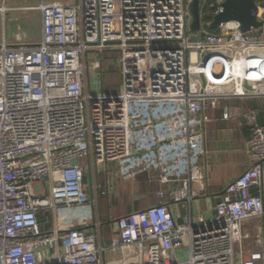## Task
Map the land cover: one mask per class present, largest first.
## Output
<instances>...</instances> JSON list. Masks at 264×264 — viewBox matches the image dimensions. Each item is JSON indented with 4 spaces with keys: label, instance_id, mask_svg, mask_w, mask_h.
I'll return each mask as SVG.
<instances>
[{
    "label": "built area",
    "instance_id": "2783aa9c",
    "mask_svg": "<svg viewBox=\"0 0 264 264\" xmlns=\"http://www.w3.org/2000/svg\"><path fill=\"white\" fill-rule=\"evenodd\" d=\"M199 1L197 31L192 0H54L38 6L37 43L0 38V264H104L117 250L121 264H264V123L243 106L264 101V0L246 32L238 20L212 31L227 0ZM91 51L102 75L92 92ZM109 51L122 81L106 90ZM234 99L223 118L249 130L250 164L214 214L201 204L206 109ZM141 177L158 184L157 202L118 216L103 245L83 229L98 198Z\"/></svg>",
    "mask_w": 264,
    "mask_h": 264
},
{
    "label": "crops",
    "instance_id": "0c3cea01",
    "mask_svg": "<svg viewBox=\"0 0 264 264\" xmlns=\"http://www.w3.org/2000/svg\"><path fill=\"white\" fill-rule=\"evenodd\" d=\"M45 1L52 2L54 0H0V38L4 37L12 46L19 45V43H37L43 28L42 13L38 6ZM9 24H11L10 29H8ZM88 87L90 88V83ZM239 105L240 102L234 99L217 104L210 103L206 109L208 116L205 125L207 154L202 161L207 167L208 196L203 198L207 202V207H203V199L201 204L204 209L210 208L211 213L214 212L218 196L223 192L225 186L250 164L247 142L249 130L239 127L232 120L223 118L227 107L232 108ZM243 106L247 109H258L259 119L264 123V101H247ZM89 173L94 180L92 166L89 168ZM93 180L90 182L91 184H93ZM157 186V183L145 181V177L135 181L120 182L117 191L109 199L99 197L104 199L107 204V210L102 218L99 215V210L95 209L93 217H89L88 225L83 226V229L96 230L100 235L101 243L109 245L115 237V222L118 216L156 203L157 198H155L154 192ZM95 195L96 192L92 191L91 197ZM124 197L130 200L127 204L124 203ZM112 201L114 206L116 204L113 216H111L110 207ZM102 258L104 264H114L117 260H121L122 252L120 250L105 251Z\"/></svg>",
    "mask_w": 264,
    "mask_h": 264
},
{
    "label": "rangeland",
    "instance_id": "374dc122",
    "mask_svg": "<svg viewBox=\"0 0 264 264\" xmlns=\"http://www.w3.org/2000/svg\"><path fill=\"white\" fill-rule=\"evenodd\" d=\"M33 21V20H32ZM11 24L8 25V29H10ZM86 66H87V75H89V83H90V91H98L101 89V70L99 69L100 65V55L99 53H96V51H91L86 56ZM103 69L102 73L104 75V82L106 86V90L110 89H117L118 86L121 84L122 81V74L120 73V60H121V54L120 52H113L109 51L103 54ZM234 170V168H233ZM93 178L92 176L89 177V182H92ZM158 188V186H157ZM156 188V189H157ZM127 196V195H125ZM128 197V196H127ZM127 197H124L125 202L128 203ZM129 198V197H128ZM100 200V207H99V215L102 218L104 213L107 210V204L104 202V199L99 198ZM116 206V204H115ZM113 201L111 202V216L114 215L115 209ZM203 207H207V202L205 199H203ZM195 210L199 209V206L196 204L194 206ZM52 217V214H50ZM184 258L187 257V249L183 252ZM108 264V263H106ZM114 264H121L119 260L114 262Z\"/></svg>",
    "mask_w": 264,
    "mask_h": 264
},
{
    "label": "water",
    "instance_id": "95a60500",
    "mask_svg": "<svg viewBox=\"0 0 264 264\" xmlns=\"http://www.w3.org/2000/svg\"><path fill=\"white\" fill-rule=\"evenodd\" d=\"M190 11L192 15L191 29L197 31L201 27L200 1L192 0ZM257 2L256 0H227L224 4L223 11L214 16V21L211 23V30L217 29L221 24L238 20L241 23L243 31H249L251 27H259L262 23L256 17ZM194 40L200 39L199 35L192 36ZM221 197L217 199V203ZM216 213L215 211L213 212Z\"/></svg>",
    "mask_w": 264,
    "mask_h": 264
},
{
    "label": "bare ground",
    "instance_id": "6f19581e",
    "mask_svg": "<svg viewBox=\"0 0 264 264\" xmlns=\"http://www.w3.org/2000/svg\"><path fill=\"white\" fill-rule=\"evenodd\" d=\"M73 215H74V218H77V217H80L81 215H83V213L77 211V212H74Z\"/></svg>",
    "mask_w": 264,
    "mask_h": 264
},
{
    "label": "trees",
    "instance_id": "16d2710c",
    "mask_svg": "<svg viewBox=\"0 0 264 264\" xmlns=\"http://www.w3.org/2000/svg\"><path fill=\"white\" fill-rule=\"evenodd\" d=\"M212 31H214V30H212ZM42 219H44V217H42ZM50 228H51L50 224H45V228H44L45 231H49Z\"/></svg>",
    "mask_w": 264,
    "mask_h": 264
}]
</instances>
